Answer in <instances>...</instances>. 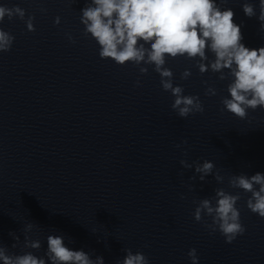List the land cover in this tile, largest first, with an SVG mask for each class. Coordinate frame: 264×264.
I'll list each match as a JSON object with an SVG mask.
<instances>
[{
    "label": "clouds",
    "instance_id": "9594fccd",
    "mask_svg": "<svg viewBox=\"0 0 264 264\" xmlns=\"http://www.w3.org/2000/svg\"><path fill=\"white\" fill-rule=\"evenodd\" d=\"M223 2V0H221ZM244 14L257 17L260 30L264 31V0H259V15L253 3L242 5ZM46 12V9H41ZM80 21L84 25L83 35L91 37L99 45V57L111 59L119 66L132 63L138 67L141 75H147L149 67L160 76V85L174 97L172 110L181 118L196 113H203L204 106L198 95H185L181 85L173 83L174 74L166 67L168 59L184 57L195 60V66L201 75L208 71L216 74L220 81H228L227 96L221 99V111H228L235 117L244 120L248 111L257 108L264 110V47L248 48L243 41L241 26L234 22L231 8H221L217 0H86L80 10ZM25 10L19 6L8 7L0 4V24L7 18L24 20L28 31H35L34 16L25 20ZM54 23L60 24V17ZM71 43H76L71 34H66ZM15 37L0 28V53L11 50ZM191 71L185 69L181 79L186 80ZM207 84V81H204ZM136 86L141 81L136 80ZM217 90L209 86L205 95H216ZM187 140L182 141L186 144ZM177 148L181 145L177 144ZM183 168L192 169L199 174L200 181L213 175L217 183H223L224 177L215 171V164L209 160L202 163L181 160ZM197 177L193 175L190 180ZM229 187L250 193L246 201L247 208L264 218V173L256 172L232 175L228 178ZM191 190V189H190ZM211 198L194 200L197 206L193 216L195 221H204L210 217L211 223L204 222L210 234L219 231L226 243H232L237 236L246 231L240 219L237 202L240 194H232L223 188H216ZM184 197L181 196V199ZM36 225L27 223L24 232L29 233ZM16 241L19 236L9 233ZM47 249L44 256L33 252L10 254L5 246H0L2 264H105L102 256H92L84 250H73L65 244L62 235H48ZM148 245L145 244V247ZM23 248L39 250V239L25 235ZM126 255L116 264H149L148 257L140 251L133 253L124 249ZM191 264H198L195 248L187 253Z\"/></svg>",
    "mask_w": 264,
    "mask_h": 264
}]
</instances>
